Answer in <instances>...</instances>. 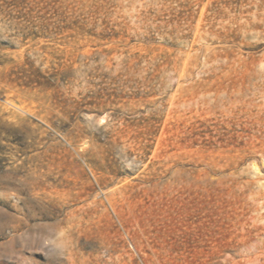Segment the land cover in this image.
Wrapping results in <instances>:
<instances>
[{"label":"rangeland","instance_id":"obj_1","mask_svg":"<svg viewBox=\"0 0 264 264\" xmlns=\"http://www.w3.org/2000/svg\"><path fill=\"white\" fill-rule=\"evenodd\" d=\"M0 264H264V0H0Z\"/></svg>","mask_w":264,"mask_h":264}]
</instances>
